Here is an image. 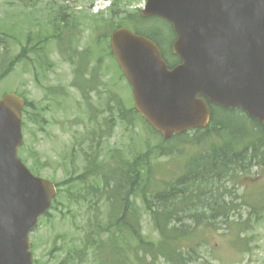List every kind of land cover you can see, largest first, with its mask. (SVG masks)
Returning <instances> with one entry per match:
<instances>
[{"label": "rangeland", "instance_id": "obj_1", "mask_svg": "<svg viewBox=\"0 0 264 264\" xmlns=\"http://www.w3.org/2000/svg\"><path fill=\"white\" fill-rule=\"evenodd\" d=\"M92 1L0 0V17L14 14L18 29L22 31L16 34L18 41H10L11 52H18L21 44H25L26 32L33 28L41 31L39 35L35 34L31 45L38 52L44 48L46 54L42 58L25 52L27 57L24 61L0 81V96L9 92L22 94L33 102L30 116L38 114L39 124L30 120L28 130L23 133L21 156L26 166L39 176L58 183V202L50 209L49 215L41 218L29 236L33 264H55L62 255L60 251L69 244L81 243L85 238L88 232L85 220L94 213L98 219L106 217L107 205L100 198L91 204L78 198L76 203L66 206L65 196L72 186L65 182V178L70 172L78 177L85 168L83 157L90 154L87 137L93 140L95 161L105 175L114 169L118 156L125 166L134 159H138L142 166L145 157L151 176L171 179L181 174L190 155L201 150V145L176 140L164 143L135 116L128 124L119 120L118 108L126 110L133 106L131 89L107 56L108 38L102 36V31L96 29L97 24L92 20L105 4L102 0ZM54 2H58L55 7ZM143 5L144 0H140L125 9L139 13ZM59 6L66 10V19L73 20L68 21V25H74L71 29H63L59 25L64 32L62 39L51 28L56 21L50 10ZM106 11H103V16ZM61 16L57 15L56 19ZM145 27L152 31L164 28L155 19L146 21ZM44 35H48L46 41L41 39ZM99 57L101 60L97 64ZM75 68L80 69L78 81L81 78L85 81L93 74V69L95 71L92 81L86 84V93L72 86ZM107 111L112 117L107 115ZM159 147L167 151L168 156L157 154ZM165 148H170L171 152ZM251 168L245 174L226 180L210 198L212 208L216 205L214 201L227 203L225 208L229 216L225 220L218 218L214 226L197 229L193 242L187 246L198 253L195 264H264V168ZM81 179L90 181L86 175ZM74 182L79 188V182ZM132 204L140 213L141 234L157 240L151 217L144 210L137 193ZM91 259L89 255L85 264H95ZM135 261L131 253L124 263L135 264ZM156 264L169 263L159 259Z\"/></svg>", "mask_w": 264, "mask_h": 264}, {"label": "water", "instance_id": "obj_2", "mask_svg": "<svg viewBox=\"0 0 264 264\" xmlns=\"http://www.w3.org/2000/svg\"><path fill=\"white\" fill-rule=\"evenodd\" d=\"M139 13L171 23L180 63L169 68L153 41L126 27L110 47L135 110L164 139L206 127L207 102L264 124V0H145ZM23 105L14 93L0 98V264H32L28 234L56 193L17 155Z\"/></svg>", "mask_w": 264, "mask_h": 264}, {"label": "trees", "instance_id": "obj_3", "mask_svg": "<svg viewBox=\"0 0 264 264\" xmlns=\"http://www.w3.org/2000/svg\"><path fill=\"white\" fill-rule=\"evenodd\" d=\"M109 1L107 14L103 16L101 11L92 19L97 24L96 29L102 31V36L107 39L116 28L129 27L154 41L169 66L179 62V59L170 53L169 46L175 37L170 23L156 17L141 18L137 11H126V7L140 0ZM54 3L55 7L58 2ZM53 8L50 12L54 14L56 23L51 21V28L56 31L57 37L62 39L64 34H61L60 26L63 29H71L74 25H68V21L73 20L66 19V10L63 11L60 6L56 10ZM57 15L63 16L57 20ZM153 19L161 22V27L164 28H158V31L146 28L145 22ZM17 21L12 13L8 17H0V81L17 64L24 61L25 52L34 51L39 56L31 41L41 30L35 31L33 28L26 32L25 44H21L18 52H11L10 41H18L16 34L22 33L18 29ZM41 39L46 41L48 35L42 36ZM24 100L26 101L25 98ZM29 105H33V102L27 101L22 109L24 132L30 119L39 124L38 114L30 116V111L27 110ZM208 107L211 113L209 125L174 135L169 139L179 143L201 145V150L186 159L181 174L171 179L151 176L149 162L145 157L142 166L139 165L138 159L125 166L118 156L114 169L105 175L101 172L102 167L95 161L93 140L88 138L87 148L90 154L83 157L86 161L85 168L78 177L70 173L69 177L65 178V182L72 186L65 196L68 201L66 206L71 202L76 203L78 198L87 204L100 198L107 205L106 217L101 220L94 213L91 218L85 220L88 230L85 238L81 243L69 244L64 251H60L62 255L55 264H85L89 255L92 256L91 262L95 264H125L128 252L136 258L135 264H156L159 259H164L169 264L196 263L198 253L195 254V251L187 246L190 241L193 242L192 238L196 236L197 229L214 226L218 218L225 220L229 216V211L225 208L228 207L227 203L214 201L216 205L212 208V195L214 196L218 187L226 180L251 171V167L264 168V124L249 118L240 109H224L210 103ZM120 114L119 119H125L127 122H131L128 118L130 114L135 115L150 128L133 108ZM150 130L158 134L151 128ZM169 140L162 141L165 143ZM22 149L23 146L20 150ZM165 149L168 153L171 152L170 148ZM150 152L154 154L151 150ZM157 154L168 156L167 151L160 147ZM84 175L89 177V182L81 179ZM74 181L79 182V188H76ZM55 185L58 187V183ZM135 193L141 198L144 210L151 217L158 235L157 240L149 239L140 232V213L132 204ZM54 202H58L56 198ZM188 219L192 221L187 222Z\"/></svg>", "mask_w": 264, "mask_h": 264}]
</instances>
